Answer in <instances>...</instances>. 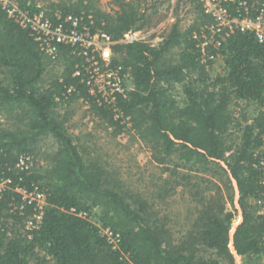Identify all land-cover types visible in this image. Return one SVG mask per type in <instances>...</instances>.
Masks as SVG:
<instances>
[{"label":"trees","instance_id":"trees-1","mask_svg":"<svg viewBox=\"0 0 264 264\" xmlns=\"http://www.w3.org/2000/svg\"><path fill=\"white\" fill-rule=\"evenodd\" d=\"M15 1L35 12L42 0ZM115 1L119 6L111 10L99 0H49L44 7L52 19L56 11L73 14L116 40L151 24L142 0ZM192 3L189 24L176 22L158 43L114 45V63L130 72L132 89L111 105L99 104L83 77L74 75L84 59L72 47L45 53L0 5V177L11 180L0 191V264H235V254L241 264H258L264 257V168L257 166L264 44L246 32L228 37L219 50L209 45L207 51L219 52L224 62V71L212 76L214 61L202 60L195 35L213 21L198 0ZM80 102L113 138L133 132L163 173L187 183L196 178L189 193L199 207L188 228L174 229L155 201L124 189L102 157L79 143L70 121ZM21 157L33 162L30 169L16 167ZM209 174L227 178L221 184ZM164 182L153 199L174 194L180 183ZM17 186L47 193L43 220L29 232L25 221L37 207L27 202L20 208ZM236 202L242 219L232 250Z\"/></svg>","mask_w":264,"mask_h":264},{"label":"built area","instance_id":"built-area-1","mask_svg":"<svg viewBox=\"0 0 264 264\" xmlns=\"http://www.w3.org/2000/svg\"><path fill=\"white\" fill-rule=\"evenodd\" d=\"M198 2L202 5L204 13L213 21L207 31L195 35L196 38L201 39L199 46L203 61H216L221 56L219 52L207 51L209 45L219 50L228 37L237 33H252L260 44H264V0H198ZM0 5L11 19L21 27L30 30L45 53L56 56L59 45L64 44L72 47L73 53L84 59L81 67H77L75 70L74 75L83 77L89 94L99 104L111 105L118 97H126L132 89L130 72L122 64L114 63V58L117 56L114 53V45L134 41L153 43L147 39V34L143 29L128 31L121 39L116 40L108 32L100 28H92L84 18L73 14L56 11L55 19H52L42 1L38 3L39 10L35 12L22 8L15 0H0ZM84 106L89 107L87 102H84ZM257 153L259 155L257 166L264 168V135L263 146ZM32 165V161L21 157L16 167L26 170L30 169ZM10 183V179L0 177V191L9 187ZM15 190L22 194L20 208H23L27 202H34L37 207L35 214L25 221V230L29 232L38 228L48 203L47 193L38 187L29 191L17 186ZM262 214L264 213L262 212ZM236 227L233 224L230 230V248L232 250ZM103 232L111 242H115L112 231L103 229ZM235 256L238 255L235 254Z\"/></svg>","mask_w":264,"mask_h":264},{"label":"rangeland","instance_id":"rangeland-1","mask_svg":"<svg viewBox=\"0 0 264 264\" xmlns=\"http://www.w3.org/2000/svg\"><path fill=\"white\" fill-rule=\"evenodd\" d=\"M42 1H44L43 3L49 2V0ZM142 2L143 7H147L145 9L147 16L151 19V24L144 26L142 29L145 30L147 39L153 43H158L159 40H162L163 35L169 33L172 25L176 22H179L180 27H184L189 24L194 16L192 13L195 9L192 0H142ZM99 4L103 9L108 10L119 6L115 0H99ZM153 5H156L160 10L155 12ZM176 50L173 52L176 53ZM211 67L212 76L223 72V58L220 56ZM253 107L254 105L251 109ZM4 122L5 119L0 116V125L4 124ZM70 124L74 126L72 132L80 136L81 141L79 143L85 144L88 150L92 151L93 156L102 157V163L110 170L111 174L113 173L112 176L114 178H118L123 182L124 189H128L131 194L140 193L151 201H155L157 204L155 206L156 209L160 210L162 214H169L170 225L174 229L189 227L191 220L195 218V207L197 208L198 206L195 201H192L195 197H191L189 193L192 188L190 183L196 182V178L191 179L190 183H187L186 180L177 179V176H173L168 171L163 173L164 167L152 161L148 146L137 137H134L133 132L113 138L101 125L93 121V118L87 112V108L81 102L76 105V110L71 115ZM184 172L188 173L186 170ZM204 176L213 177L212 174ZM226 178L227 176L225 175L223 177L222 175L213 177L214 180L219 181L221 184L225 183ZM230 178L232 177L230 176ZM165 179L171 182L179 180L180 183L177 185L176 190L173 191L174 194L170 192L171 195L167 196L165 194L166 197L162 195V198L155 195L153 199L151 197L153 193L156 194L163 191ZM205 185L206 183H203L200 189ZM232 186L235 187L238 198V190L234 178L232 179ZM235 208L239 211L240 207L237 202L235 203ZM259 212L264 213L263 205ZM241 219L242 216L239 211L233 223L234 226H237ZM263 261L264 257L261 260H257V263L262 264ZM241 262V257L236 256L235 264H241Z\"/></svg>","mask_w":264,"mask_h":264},{"label":"crops","instance_id":"crops-1","mask_svg":"<svg viewBox=\"0 0 264 264\" xmlns=\"http://www.w3.org/2000/svg\"><path fill=\"white\" fill-rule=\"evenodd\" d=\"M44 1H42V3H43Z\"/></svg>","mask_w":264,"mask_h":264}]
</instances>
